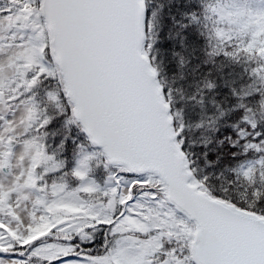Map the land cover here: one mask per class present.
I'll return each instance as SVG.
<instances>
[{
	"label": "snow or ice",
	"instance_id": "1",
	"mask_svg": "<svg viewBox=\"0 0 264 264\" xmlns=\"http://www.w3.org/2000/svg\"><path fill=\"white\" fill-rule=\"evenodd\" d=\"M0 264H264V0H0Z\"/></svg>",
	"mask_w": 264,
	"mask_h": 264
}]
</instances>
